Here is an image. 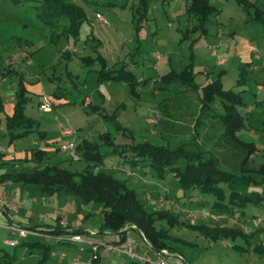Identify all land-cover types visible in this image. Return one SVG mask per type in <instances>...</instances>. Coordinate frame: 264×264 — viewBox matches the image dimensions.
<instances>
[{"label": "rangeland", "instance_id": "1", "mask_svg": "<svg viewBox=\"0 0 264 264\" xmlns=\"http://www.w3.org/2000/svg\"><path fill=\"white\" fill-rule=\"evenodd\" d=\"M75 1L85 9L87 14V21L81 28L80 37L78 39L62 37L55 42L46 38L43 25L36 19L35 14L29 11V3L14 7L0 1V105L4 106L2 110L0 109V127L6 125L7 114L10 110L13 111L15 105L12 97L6 95L5 89L9 86L16 89L19 79L17 75L6 77L8 84H5L2 81L4 79L2 73H6L10 68H16L24 75L30 89L29 96L32 100L27 106V115L38 120L41 123V130L47 132L45 139L39 133H31L24 138L16 139L12 145L9 136L2 132V144L12 147L13 151L24 152L26 158L33 149L53 151L56 148L61 149L65 143H74L77 147L84 140L98 141L99 136L106 131L116 135V141L120 143L127 139H123L122 132L117 134L116 128L103 121L101 116V112L109 115L116 112L118 120L124 126L134 130L138 141L149 140L172 148L187 144L190 151L200 149L223 152L222 141L218 139L220 128L208 120H205L204 125L197 126L200 114L197 93L185 94L186 99L183 102L170 105L172 118L166 119V128L163 131L160 126L162 114L159 106H162L160 104L163 99L169 96L166 93L167 90H160V94L157 95V80L172 69L180 72L190 64V42L181 43L180 32V29L194 23V18L186 16L188 0H154L147 17L143 20L137 13L139 0ZM251 1L257 2L258 6L264 10V0ZM210 3L216 11L207 21L210 35L206 37V40L202 39L200 43H215V39H217L216 43H219V33L220 41L229 48L227 54H225L226 50L220 53V47L217 44V46H210V51L206 47L204 53L212 58L213 48L215 52H219L229 60L225 67L216 68V60L211 65L217 73L224 71L225 78L222 77V81L225 89L243 92L245 106L241 108V112L247 118V129L242 131L239 137L256 144L259 153L255 154L254 163L259 165L264 163L262 132L264 90L259 89L260 85L264 88L263 59L255 60L247 66L250 71L249 80L239 86L240 66L232 64V57L235 56L237 44L241 43L242 48H246L244 42L253 43L254 53L264 56V24L250 20L235 0H210ZM92 38L102 43L98 52L109 57L110 65L119 63V68L125 65L143 79L137 88L141 98L131 94L130 87L125 83H100L98 65L83 67L82 57L97 55L94 51L97 49L95 47L97 43ZM221 50L223 51L224 48ZM66 52L72 53V57H65ZM158 55L161 56L159 60ZM247 63L249 62H245L244 66ZM254 66L257 68L254 69ZM68 73L72 74V79L67 77ZM202 79V74H199L197 77L199 84L214 81L216 76L205 78V82ZM144 80L147 81L146 84L143 83ZM60 85L71 91L66 99V102L71 101V104L58 105L57 103L56 105L54 102L61 101L53 97ZM73 85H77V89H74ZM41 88L47 94L43 95L49 100L51 108L49 112L40 109L45 101L44 97L38 94ZM102 90L104 93L101 92ZM50 95L53 99L48 97ZM86 100H92L93 103L88 104ZM64 130H71L73 135L63 137ZM196 133L198 138L194 142ZM2 163L3 160H0V171L3 169ZM24 164L26 171H31L34 166L33 163ZM45 164H60L62 167L78 172L88 167L86 161L72 158L69 153L62 150L58 154L51 155L45 160ZM185 165L186 161L182 160L181 167ZM22 166L19 167L22 168ZM102 169L113 173L118 179L127 181L142 199L150 194L152 201L163 200L162 204L154 205L153 202L151 205L156 209L169 210L178 215L181 221L219 223L240 229L242 223H247L253 228L252 232H255L258 228H254L251 223L252 217L256 215L264 220V206L253 205L246 208V214L241 217V222L231 218L219 222L204 218L194 219L191 217V211L198 210L190 209V202L191 200L200 201L205 196L197 190L188 191L186 194L172 174L165 178H158L155 169L147 161L132 166L125 158L115 156L107 158ZM29 188L37 190L31 193L34 197L32 199L42 209L36 214L38 206L35 205L36 213L32 214L33 226L39 224L44 228L54 225L55 220L51 214L57 208L65 213L62 218L70 224V227L88 230L84 236L89 241L103 243L104 236L97 234L103 220L100 210L91 211L92 205H85L76 197L62 191L50 196L36 186H29ZM255 190L263 191L264 187L255 188ZM162 195L164 196L160 198ZM62 218L61 223L64 222ZM157 226L169 228L167 222L158 223ZM170 234L172 238L168 240V243L176 250V254L182 256L189 264H264V258L253 251L255 244L264 241V232L251 237L250 246L243 237L216 239L185 226L171 229ZM43 236H30L26 241L52 245L54 253L49 260L50 264H58L57 257L63 252H75L77 247L75 244H61L57 237ZM117 237L112 235L113 239ZM126 238L128 243L143 240L142 235L134 229L128 231ZM10 239H12L10 233L0 231V264H38L42 256L39 249L28 250L23 246H11L7 243ZM146 248L156 259L155 251L147 243ZM6 253H9V256L3 261ZM99 264L140 263L129 256L119 255L102 247Z\"/></svg>", "mask_w": 264, "mask_h": 264}, {"label": "trees", "instance_id": "2", "mask_svg": "<svg viewBox=\"0 0 264 264\" xmlns=\"http://www.w3.org/2000/svg\"><path fill=\"white\" fill-rule=\"evenodd\" d=\"M0 1L14 7L29 3V11L34 13L36 19L43 25L44 32L46 31L45 36L51 42L62 37L78 39L81 28L87 21L85 9L75 0ZM153 1L139 0L137 13L141 16V20L147 17ZM235 1L242 7L250 20L264 24V10L258 6L257 2ZM215 11L210 0H188L186 16L194 18V23L180 29V32L182 34L181 43L190 42V64L180 72L172 69L161 76L157 80V91L160 93V90H167L166 93L169 96L163 99L160 104L162 106H159L162 114L160 119L162 131L166 128V119L172 118L169 110L170 105L183 102L186 99L185 94L197 93L200 102L197 126L204 125L205 120L210 121L214 126L216 124L220 128L218 139L222 141L223 152L200 149L190 151L187 144L172 148L149 140L138 141L134 130L124 126L118 120L116 112L113 115L101 112L103 121L114 126L117 134L122 132L123 139H127L126 141L117 142V136L109 131L101 134L98 141L84 140L76 148L75 157L88 163V167L81 172L72 171L60 164H45V160L49 159L51 155L61 151L60 148L53 151L33 149L29 157L3 161L0 185L11 182L22 186H36L50 196L62 191L76 197L85 205L95 206V210H100L103 216L98 234L118 236L120 239L113 242L115 244L126 243L128 231L134 229L144 237L146 243L148 242L155 252L167 251L177 255L176 250L168 243V240L172 238L170 230L177 226H185L216 239L243 237L250 246L251 237L259 232H264V225L258 227L255 232L247 234L242 228L223 226L219 223L181 221L178 215L169 210L156 209L151 205L153 202L154 205L159 204L161 199L152 201L150 194L142 199L137 191L128 185L127 181L118 179L113 173L102 169L105 160L115 156L125 158L132 166L147 161L155 169L158 178H165L172 174L186 194L188 191L197 190L205 196L200 201L191 200L190 209L210 211L236 221H240L241 217L245 216L248 206H264V190H255V188L264 187V163L259 165L254 163V156L259 153V149L255 143L247 142L239 137V134L247 129V118L241 112V108L245 106L243 92L225 89L222 81L223 72L215 81L204 84L197 82V77L201 72L196 70L193 47L208 34L207 21ZM195 35L197 37H194ZM92 40L97 43L95 46L97 49H94L97 55L82 57L83 67L98 65L100 69L97 72L100 83H125L130 87L131 94L141 98L137 89L141 84V78L125 65L120 68L109 67L107 60L98 52L101 42L96 38H92ZM64 56L72 57V53L66 52ZM248 65L240 68L239 86L249 80ZM16 75L19 79L14 93V113L6 118L5 125L10 143L12 144L16 139L24 138L31 133H39L45 139L47 132L41 130V123L27 115L26 112L32 98L29 96L30 90L24 75L16 68H10L6 73H2L4 78ZM67 77L72 79V74L68 73ZM143 83L146 84L147 81L144 80ZM73 87L77 89V85H73ZM69 93H71L69 89L60 85L53 97H57L58 100L67 99ZM67 104H71V101ZM94 106L102 109L97 105ZM1 108L3 109L2 105H0ZM262 132L264 135V121ZM197 135L198 133L194 135V142L197 141ZM3 156L4 154H1V157ZM182 160L186 161L184 167H181ZM24 163H33L32 170L26 171ZM3 210L5 211L4 208ZM61 218L58 217L54 225L44 227L45 230H42V233L52 237H68L73 234L85 235L88 233V230L85 229H73L69 225L63 226ZM257 218L262 219L255 215L251 222ZM163 222H167L169 228L157 226L158 223ZM29 237L21 239L18 246H23L28 250L39 249L42 256L38 264H50L49 260L53 256L54 247L42 242L26 241ZM59 241L61 244H71L66 240ZM253 251L259 257L264 258V241L255 244ZM7 256L9 253L4 255L3 261ZM91 258L92 264H99L100 252L93 254Z\"/></svg>", "mask_w": 264, "mask_h": 264}, {"label": "crops", "instance_id": "3", "mask_svg": "<svg viewBox=\"0 0 264 264\" xmlns=\"http://www.w3.org/2000/svg\"><path fill=\"white\" fill-rule=\"evenodd\" d=\"M219 32H220V29H219ZM210 35V32L208 30V34L204 37H202L195 45H194V54H195V65H196V70H198L199 72H201L202 76H203V82H205V78H210V76H216V79H218V76L219 74L221 73H217L216 72V69L215 68H212V65L211 63L213 61L216 60V68L217 67H225L229 60H227L226 57H224V55H220V53H224L225 51V54L228 53V47L227 45H224L220 39H219V33H218V40H219V43H216L217 42V39H215V43H200L202 41V39L205 38L206 40V37ZM224 35V34H223ZM197 35H195L194 37H196ZM188 42V41H187ZM186 42V43H187ZM189 43V42H188ZM102 44V43H101ZM218 46L220 47L219 49V52H213L211 55H212V58H210L211 56L209 55H205L204 53V49L207 47V49L210 51V46ZM244 45L246 46V48H242V45L241 43L237 44V49H236V53L235 56H233V62L232 64L235 63V66H240V68H242L244 66V63L245 62H249L247 64H251L252 62H254L255 60H261V58L257 57L256 54L254 53V49H253V43H248V42H244ZM102 46V45H101ZM101 48V47H100ZM224 48V50L222 51L221 49ZM103 55V54H102ZM104 56V55H103ZM104 58L107 60L108 62V65L109 67H113V66H117L118 67V64H115V65H110V59L109 57H105ZM224 62V64H221V62ZM231 64V65H232ZM257 67L254 66V69H256ZM224 73V71H222ZM226 72V71H225ZM223 78H225V75L223 74ZM222 78V80H223ZM143 80V79H141ZM140 80V81H141ZM2 81L5 83V84H8V82H6V78L2 79ZM204 84V83H203ZM259 89L260 90H264V88L260 85L259 86ZM30 90V89H29ZM102 93H104V90L101 91ZM5 93L6 95L8 96H11L12 99L14 100V103H15V89H13L11 86L9 87H6L5 89ZM39 95H42L43 97H45L43 94L47 95L43 89L41 88L38 92ZM160 93L157 91V95H159ZM105 95V94H104ZM106 96V95H105ZM50 99H53L50 96H48ZM88 100V99H87ZM86 102L88 104L90 103H93L92 100H89ZM56 102V105L58 103V105L60 104H67L68 101L66 102V99H62L60 102L58 101H54ZM15 107V105H14ZM4 108V106H3ZM14 113V109L13 111L10 110L9 111V114H7L8 116H11L12 114ZM7 116V117H8ZM66 130L62 131V136L63 137H69V136H65L64 135V132ZM2 132L4 134L7 135V132H6V126H1L0 127V160H10V159H13V158H19V159H22V158H25V153L22 152V153H19V152H16V151H13L14 149L11 147H6L7 145H3L2 144V141H1V137H2ZM12 145V144H11ZM10 146V144H9ZM78 147V146H77ZM9 152H11L10 154H8ZM1 154H4L3 157H1ZM30 155V154H29ZM29 157V156H28ZM34 191H37L36 189L32 190L31 188H29V186H22L21 184H15V183H5V184H2L0 185V200L1 199H6L7 201L10 200L12 204H17L18 205V211L17 212H14L12 210H10L8 207H3L0 205V231H7V233H10L9 230L7 229V227L9 225H12V224H16V225H19L23 228H26V229H31V230H34L38 233H41L43 234L42 230H45V228H43L41 225H32V220H33V217H32V214L35 215V209L37 208L38 209V213H40V211H42L41 209V206L40 205H37L36 201L32 198L33 195L31 194L32 192ZM9 202V201H8ZM35 205H37L38 207L35 208ZM3 208L5 209V211L3 210ZM96 209L95 206H92V209L91 211H94ZM64 212L61 211L60 209H55V212L51 214V217L55 220H57L58 217H62L64 216ZM44 216V215H42ZM63 219V218H62ZM40 220V218H39ZM63 221H65V219H63ZM68 223V222H67ZM68 225L70 226V224L68 223ZM99 232V231H98ZM92 235H95L94 233H91ZM98 234V233H97ZM35 236H42V235H35ZM104 238H103V242H117L120 238L117 237V238H112V235H103ZM45 237V236H43ZM52 237V236H50ZM143 237V236H142ZM143 240L140 241L138 240L137 242L135 243H138L140 244L141 246H146V241L144 239V237L142 238ZM6 240V239H5ZM126 242H128L126 240ZM75 252L74 253H66V252H63L61 255H58V264H69L71 259L77 254V247H75ZM101 251V249H100ZM99 251V252H100ZM109 251V250H108ZM113 252V251H111ZM114 253H117V252H114ZM65 254L66 255V258L64 260L61 259V256ZM119 254V253H118ZM119 255H124V254H119ZM155 255L158 257L159 254L157 252H155ZM178 255V254H177ZM127 256V255H126ZM92 257V254L90 253V251H88L86 254H84V258L85 259H90Z\"/></svg>", "mask_w": 264, "mask_h": 264}, {"label": "built area", "instance_id": "4", "mask_svg": "<svg viewBox=\"0 0 264 264\" xmlns=\"http://www.w3.org/2000/svg\"><path fill=\"white\" fill-rule=\"evenodd\" d=\"M104 22H106L102 17H100ZM213 52L214 49L212 48ZM257 57L263 59L264 64V56H261L260 54H256ZM157 59H161V56H157ZM221 64H224L222 61ZM44 103L41 105L40 109L49 112L51 110L49 106V100L44 97ZM64 135H73L71 130H67L64 132ZM76 145L74 143H65L61 150L63 152L69 153L72 158L76 157ZM159 203H163V200H160ZM0 205L3 207H8L10 210L17 212L18 211V205L12 204L8 202L6 199L0 200ZM180 209V208H179ZM191 217L194 219L204 218L208 220H212L215 222L222 221L224 219H227L224 215H217L210 211H191ZM251 223H253L254 228H258L261 225H264V221L260 218H257L253 220ZM63 226H68L67 222H62ZM241 227L243 231L247 234L251 233L253 228L250 227L247 223L241 224ZM7 229L10 232V235L12 237L11 240L7 241V243L11 246H18L20 244L21 239L27 238L30 235H44L41 233H38L31 229L23 228L19 225L12 224L7 227ZM45 236V235H44ZM58 240H66L70 243H73L77 246V254L71 259L69 264H92V258L85 259L84 254H86L88 251L93 254H97L100 249L103 247L106 250L117 252L119 254H124L132 258L134 261L140 263V264H189L188 261H186L182 256L180 255H161L154 259L151 256V253L146 248V246H141L138 243H123V244H115L113 242H103L102 244L98 242L89 241L83 234H73L68 237L59 236L57 237ZM167 252V251H165ZM66 258V255L63 254L61 256V259L64 260Z\"/></svg>", "mask_w": 264, "mask_h": 264}, {"label": "water", "instance_id": "5", "mask_svg": "<svg viewBox=\"0 0 264 264\" xmlns=\"http://www.w3.org/2000/svg\"><path fill=\"white\" fill-rule=\"evenodd\" d=\"M147 244H148V242H147ZM148 245H149V244H148ZM160 254H161V255H165V256H167V255H172V254H170V253H168V252H165V251L160 252Z\"/></svg>", "mask_w": 264, "mask_h": 264}]
</instances>
